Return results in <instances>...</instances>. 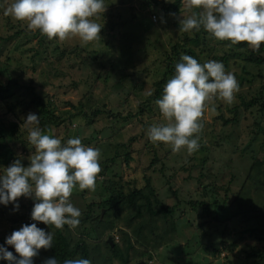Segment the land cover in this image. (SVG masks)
Returning <instances> with one entry per match:
<instances>
[{"label": "rangeland", "instance_id": "rangeland-1", "mask_svg": "<svg viewBox=\"0 0 264 264\" xmlns=\"http://www.w3.org/2000/svg\"><path fill=\"white\" fill-rule=\"evenodd\" d=\"M11 2L0 0V86L13 83L0 94V138L11 150L0 154V172L17 158L28 166L35 154L22 126L28 113L37 112L26 87L33 89L53 103L58 119L52 135L62 143L78 136L100 152L102 179L95 190L77 187L70 196L81 212L79 225L59 229L69 243H87L91 264L259 263L255 254L264 256V241L245 222L252 215L249 225L256 221L264 227V65L245 62L254 50L201 30L180 31V21L190 14L185 0L178 2L176 14V0H105L96 20L102 25L100 40L86 44L75 37L49 40L29 29L3 14ZM196 33L197 46L179 47L173 57L193 50L199 63L222 62L239 90L230 105L215 98L209 102L216 111L205 109L200 147L188 154L150 141L147 130L164 123L154 98L161 96L156 83L173 47ZM13 108L15 115L9 113ZM120 190L142 191L152 210L171 213L151 216L143 208L135 218L134 209L118 205ZM17 202L16 210L1 205L0 238L24 222L34 223L29 214L34 200L19 197ZM36 223L53 234L54 227ZM106 243L117 246L118 256Z\"/></svg>", "mask_w": 264, "mask_h": 264}, {"label": "clouds", "instance_id": "clouds-1", "mask_svg": "<svg viewBox=\"0 0 264 264\" xmlns=\"http://www.w3.org/2000/svg\"><path fill=\"white\" fill-rule=\"evenodd\" d=\"M190 14L180 21L185 33L206 31L218 41L231 45L243 42L258 51L264 44V0H185ZM106 9L105 0H12L4 15L24 21L49 40L78 38L82 43L100 40L102 25L97 18ZM239 84L222 62L208 60L199 63L194 57L181 54L174 74L165 83L161 96L155 100L164 123L147 130L150 141L170 145L173 152L181 149L188 154L200 147L199 133L203 128L205 109L215 113V99L232 104ZM39 117L28 113L23 128L27 141L34 146L28 166L19 158L0 172V205L12 204L18 209L19 197L34 200L30 219L34 223L21 225L0 245V259L8 264H33L40 249L52 247L53 234L37 227L43 223L55 229L68 226L75 229L80 209L70 200L74 188L94 191L101 171L99 149L82 144L80 137L60 138L43 133ZM75 126V125H74ZM11 246L13 252L7 250ZM44 264H59L50 257ZM62 264H91L88 259H64Z\"/></svg>", "mask_w": 264, "mask_h": 264}, {"label": "trees", "instance_id": "trees-1", "mask_svg": "<svg viewBox=\"0 0 264 264\" xmlns=\"http://www.w3.org/2000/svg\"><path fill=\"white\" fill-rule=\"evenodd\" d=\"M180 0H176L175 5H172L174 14H176L177 10V5L178 2ZM171 9V8H170ZM201 31L203 32L204 35H209L211 36L209 33H207L206 31H204L203 29H201ZM195 38H199L198 37V33L195 34L194 38H188L187 42L183 41L184 43H182L181 45L177 44V46L175 45L172 49V56H170L168 58L167 63L165 64V69H164V73L162 76V79L159 80L156 83L157 86V91L158 94L162 92L163 87L165 85V83L167 82L166 80H168L167 78H170L173 74H174V68H175V64L179 62V56H174V53L176 52L177 48L179 47H183L186 45H194L197 46V39ZM246 44L243 42L237 43L235 44V47L237 48H243L245 47ZM174 50V52H173ZM189 54L191 56L194 57L193 55V50H189ZM264 54V44L261 45L260 49L258 51H252L251 55L248 58H246V63L251 64V65H255V66H260V65H264V57H262L261 55ZM175 59V60H174ZM245 69L242 70V73L245 74L246 76H248L246 71L244 72ZM13 83H9L8 86L6 87H2L0 86V94L3 93H7L9 91V87L12 85ZM14 85L16 86V84L14 83ZM18 87H20L19 85H17ZM29 89V98H30V102L29 104H31V106L33 108H35L37 110L36 115L40 118V125H41V130L43 133L52 135V128L55 127L57 125L56 121L58 119V117L54 114L55 108H53V103L51 101L45 102L43 100V98L36 94V92L33 89L27 88ZM150 101L151 99L148 98L147 101ZM154 100H156L154 98ZM72 108H74L73 105H70ZM81 106V105H80ZM13 110L9 109V113H13V115H15L16 111L15 108H13ZM13 111V112H12ZM15 117V116H14ZM7 143L2 141V138H0V154H3V152L8 149L7 146H5ZM7 152H10L11 150H6ZM10 154V153H9ZM12 156V153H11ZM142 191L139 190H134L131 191L130 193L127 194H123V191H118L117 195H115L116 201L118 202V205L121 208L124 209H134V217L135 218H139L141 217V210L144 208L146 209V212L151 215V216H157V215H165V214H170L171 211L168 208H160L157 210H152L151 207V203L149 200L148 195L146 194H142ZM144 199V200H143ZM29 209V208H28ZM209 208L206 207L205 208V212H208ZM254 208H251V212H254ZM31 210H29V214H30ZM3 215V210L2 207L0 205V218ZM237 216H240L238 214H236ZM242 216H245V212L241 214ZM253 216H247L245 219V222L248 224V229L250 230V233H253L258 241H264V227H260L259 224L255 221L254 225H249L250 219ZM29 224L27 222H24V225ZM47 227V226H46ZM48 227H53L52 225H49ZM4 241L5 238H0V245H4ZM106 246L110 249L113 250L112 254L115 256H118L117 254V246L114 247H110L109 243H106ZM7 250L10 252H13V255H16V253L14 252V249H12L11 246H6ZM50 257H56L57 261L59 262V264H62V261L64 259H88L90 257V253H89V248L87 243L81 239L77 242H73V243H69V241L67 240V238L60 232L59 229H55L53 232V240H52V247H50L47 250L44 249H40L39 253L37 256L32 258V262L33 264H44V261L47 260ZM255 257L259 259V263H254V264H264V256L261 253H257L255 254ZM128 260L125 259V262H127ZM0 264H8L7 261L0 259Z\"/></svg>", "mask_w": 264, "mask_h": 264}]
</instances>
